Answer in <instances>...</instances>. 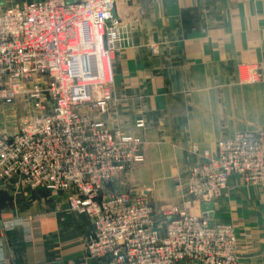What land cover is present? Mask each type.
<instances>
[{
  "label": "built area",
  "instance_id": "2783aa9c",
  "mask_svg": "<svg viewBox=\"0 0 264 264\" xmlns=\"http://www.w3.org/2000/svg\"><path fill=\"white\" fill-rule=\"evenodd\" d=\"M6 2L0 0V107L21 96L32 112L13 135L0 137V187L12 182L64 195L71 213L92 221L85 252L96 264H238L233 227L191 215V201L211 204L232 177L264 186V129L217 140L213 152L193 146L191 201L181 207L157 213L144 195L109 194L108 185L144 162L140 138L109 130L96 115L112 101L123 40L115 0ZM238 79L264 84V71L240 65Z\"/></svg>",
  "mask_w": 264,
  "mask_h": 264
},
{
  "label": "crops",
  "instance_id": "0c3cea01",
  "mask_svg": "<svg viewBox=\"0 0 264 264\" xmlns=\"http://www.w3.org/2000/svg\"><path fill=\"white\" fill-rule=\"evenodd\" d=\"M114 16L123 40L113 60L109 130L138 136L156 155L175 151L183 166L193 146L213 152L217 140L258 127L264 95L248 88L257 84L241 86L237 70L264 69V0H116ZM1 116L0 135H11ZM168 195L174 199L172 186ZM211 204L208 219L233 227L238 264H264V186L232 177ZM192 211L201 214V205ZM0 230V264H96L85 252L92 221L71 213L62 194L0 187Z\"/></svg>",
  "mask_w": 264,
  "mask_h": 264
},
{
  "label": "rangeland",
  "instance_id": "374dc122",
  "mask_svg": "<svg viewBox=\"0 0 264 264\" xmlns=\"http://www.w3.org/2000/svg\"><path fill=\"white\" fill-rule=\"evenodd\" d=\"M19 1L21 0H7L6 6H10L11 4ZM3 7V5H0V10ZM115 20L116 24L121 28V19L118 20L115 17ZM259 68L264 71L261 66H259ZM238 83L240 84L239 79ZM39 85L43 87L41 82L39 83ZM240 85L247 88V86H244L242 84ZM248 88H252L253 90L258 91V93L264 95L263 83ZM108 108L109 107L106 106L103 110L100 111L99 114L96 113L99 120L104 123L106 115L108 113ZM31 112L32 110H30V106L21 96L16 97L12 103L2 105V107H0V114L2 115L1 119H3L4 121H10L7 122L6 125L9 124L12 127L13 133L11 135L15 133L18 125L25 118L30 117ZM256 112L257 114L255 120L259 123V125H257L258 127L255 126L256 128L250 129V131H258L264 129V99L263 102L259 103L258 111ZM4 135L11 136L9 134L2 133L0 137ZM134 137L138 136L134 135ZM141 142V153L144 156V162L128 170L118 181L113 182L111 186L108 187L109 189H106L107 193L129 194L132 197L144 195L149 200L157 213L170 206L181 207L183 205V201H191L186 191V181L189 169L193 164L192 159L195 160L192 149L190 148L185 151L186 162L185 165L183 164V166H180V160L177 157V153H175V151H159L160 154L156 155L155 151L148 150L145 143L143 141ZM151 154H155V156H152V158L154 159L149 158ZM162 158L163 160H160ZM142 169L145 171L141 172ZM147 173H149L148 176ZM160 174L162 175V177L159 176ZM170 186H172V188L174 189V199L170 198L168 195ZM191 204L196 205V203H193V201H191ZM194 211H190V214L197 215Z\"/></svg>",
  "mask_w": 264,
  "mask_h": 264
},
{
  "label": "water",
  "instance_id": "95a60500",
  "mask_svg": "<svg viewBox=\"0 0 264 264\" xmlns=\"http://www.w3.org/2000/svg\"><path fill=\"white\" fill-rule=\"evenodd\" d=\"M211 211H212V204L205 203L201 205V213L203 217H208Z\"/></svg>",
  "mask_w": 264,
  "mask_h": 264
}]
</instances>
